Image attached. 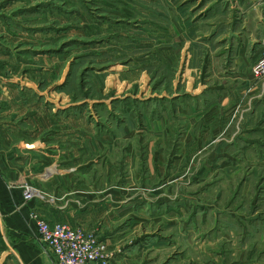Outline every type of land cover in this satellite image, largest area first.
Segmentation results:
<instances>
[{
  "label": "rangeland",
  "instance_id": "rangeland-1",
  "mask_svg": "<svg viewBox=\"0 0 264 264\" xmlns=\"http://www.w3.org/2000/svg\"><path fill=\"white\" fill-rule=\"evenodd\" d=\"M243 2L14 0L11 3L21 8L39 4V9L47 12L55 46L63 44L67 49L63 65L67 66L69 61L70 79L65 87L71 99L86 101L89 121L99 119L95 122L96 134L139 136L135 140L119 136L115 147L102 142L101 149L112 150L107 157L112 175L109 178L103 167L101 179L133 178L141 184L149 180L153 184L157 180L177 181L182 183V193L196 190L198 196L207 187V226L198 219L196 231L181 228L175 240L181 245L191 242L213 246L208 256L214 264H264V76L253 73L262 46L261 43L255 46V58L249 61V50L232 41L236 29L243 33L232 18L243 10L245 15L241 16L248 24L253 16L245 12L246 8L239 9ZM260 2L264 10V0ZM159 47L162 55H157ZM131 71L140 72L142 78L135 83L126 80V73ZM199 87L205 91L196 94ZM146 94L155 95V99L151 96L148 104H138ZM95 102H100L97 108L94 105L89 108ZM209 102L215 106L206 111ZM175 104L182 106L183 111L178 113ZM191 105L196 108L192 114L186 112ZM201 115L212 116V122L208 123ZM158 118L162 123L154 124ZM195 136L197 140L190 145L189 140ZM183 137L185 141H181ZM130 144L133 150L129 152ZM196 180L200 185L190 189L189 182ZM21 183L26 202L42 196L35 185ZM202 185L205 187L200 188ZM27 186L38 190L32 199L25 197ZM158 191H165L168 197L176 193L173 189L143 190L152 196H157ZM32 211L35 237L43 252L53 254L38 236L37 220L46 218ZM74 227L84 228L105 243L106 254L116 264L114 252L97 230ZM166 234L170 241L173 233L167 228Z\"/></svg>",
  "mask_w": 264,
  "mask_h": 264
},
{
  "label": "crops",
  "instance_id": "crops-1",
  "mask_svg": "<svg viewBox=\"0 0 264 264\" xmlns=\"http://www.w3.org/2000/svg\"><path fill=\"white\" fill-rule=\"evenodd\" d=\"M13 1L0 0V264L55 263L53 254L43 252L35 237L32 210L52 223L97 230L114 252L116 264H214L208 256L213 246L191 242L181 245L175 240L181 228L196 231L198 219L207 226V187L200 186L205 188L198 196L196 190L182 193V183L177 181L157 180L153 184L149 180L141 184L133 178L101 179L103 167L109 178L112 175L107 161L112 150L101 149L102 142L115 147L119 136L129 140L139 136L96 134L95 122L99 119L89 121L86 101L71 99L65 87L70 79L69 61L63 65L67 49L63 44L55 46L47 12L40 10L39 4L21 8L11 5ZM260 1L244 0L240 6L253 15L248 24L241 16L243 10L232 18L243 29V33L236 29L232 41L249 50V61L254 60L255 46L264 37ZM159 50L157 55H162ZM125 78L135 83L142 74L131 71ZM195 91L198 94L205 89ZM151 96L146 94L138 104H148ZM97 103L89 108H97ZM175 105L178 113L183 111L182 106ZM207 105L206 111L215 106L212 102ZM187 109L190 114L196 111L192 105ZM201 116L208 123L213 120L212 116ZM159 118L154 124L162 123ZM166 136L163 134V139ZM196 140L195 136L189 144ZM128 147L127 151L133 150L131 144ZM21 182L35 185L42 196L26 202ZM189 183L190 189L200 185L197 180ZM145 189H173L176 193L168 197L165 191H158L152 196L143 192ZM167 228L173 233L170 241L166 239Z\"/></svg>",
  "mask_w": 264,
  "mask_h": 264
},
{
  "label": "built area",
  "instance_id": "built-area-1",
  "mask_svg": "<svg viewBox=\"0 0 264 264\" xmlns=\"http://www.w3.org/2000/svg\"><path fill=\"white\" fill-rule=\"evenodd\" d=\"M253 73L264 76V38ZM26 199H32L38 190L27 186ZM38 236L53 252L55 264H114L106 254L107 245L82 227H72L64 223H50L38 219Z\"/></svg>",
  "mask_w": 264,
  "mask_h": 264
}]
</instances>
